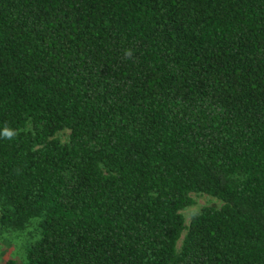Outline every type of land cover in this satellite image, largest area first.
I'll use <instances>...</instances> for the list:
<instances>
[{
    "label": "trees",
    "instance_id": "16d2710c",
    "mask_svg": "<svg viewBox=\"0 0 264 264\" xmlns=\"http://www.w3.org/2000/svg\"><path fill=\"white\" fill-rule=\"evenodd\" d=\"M4 127L3 264H264V0H0Z\"/></svg>",
    "mask_w": 264,
    "mask_h": 264
},
{
    "label": "rangeland",
    "instance_id": "374dc122",
    "mask_svg": "<svg viewBox=\"0 0 264 264\" xmlns=\"http://www.w3.org/2000/svg\"><path fill=\"white\" fill-rule=\"evenodd\" d=\"M214 201H216L215 198L210 196H198L196 197V204L187 210H185V214L187 217V220L190 217V213L196 209H199L201 206L206 204H211ZM28 245L27 239L23 236L21 237H11L10 242L8 241L2 243V250L0 251V254L2 253V257L5 258H20L22 259L25 255L24 249L25 246ZM0 264H3L2 260H0Z\"/></svg>",
    "mask_w": 264,
    "mask_h": 264
},
{
    "label": "clouds",
    "instance_id": "9594fccd",
    "mask_svg": "<svg viewBox=\"0 0 264 264\" xmlns=\"http://www.w3.org/2000/svg\"><path fill=\"white\" fill-rule=\"evenodd\" d=\"M129 55H130V53H129ZM15 135H16L15 131H13L12 129H10L8 127H4L3 130L0 131V136H2L4 138L11 139Z\"/></svg>",
    "mask_w": 264,
    "mask_h": 264
}]
</instances>
